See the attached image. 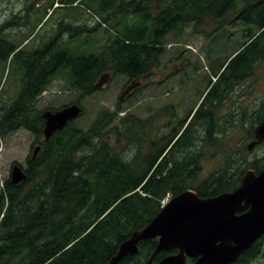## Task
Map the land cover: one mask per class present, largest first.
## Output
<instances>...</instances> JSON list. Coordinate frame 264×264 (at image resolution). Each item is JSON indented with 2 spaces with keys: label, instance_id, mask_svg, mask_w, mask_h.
Here are the masks:
<instances>
[{
  "label": "trees",
  "instance_id": "trees-1",
  "mask_svg": "<svg viewBox=\"0 0 264 264\" xmlns=\"http://www.w3.org/2000/svg\"><path fill=\"white\" fill-rule=\"evenodd\" d=\"M35 1L26 4L27 15ZM58 1L61 6L49 0L37 8L39 18L29 21L30 31L19 43L4 31L22 26L27 16L14 15L0 24V59L18 60L22 71L16 96L0 103V140L25 129L40 145L34 158L32 153L26 158V179L16 185L7 179L0 190V264H106L132 232L160 211L167 195L188 188L200 197L218 195L235 189L247 168L256 173L264 168V155L247 160L234 153L200 179L202 147L216 146L219 134L228 129L220 127L224 117L218 115L219 107L264 62V0ZM77 9L90 16L89 24L65 18L46 40L26 49L56 10ZM209 22L239 23L245 42L212 68L215 80L183 119L154 132V114L119 117L123 107L118 99L114 109H101L86 128L75 119L43 139L42 112L67 105L39 106L41 94L55 79L75 91L74 102L80 104L100 90L95 83L103 73L136 80L159 66L169 34ZM97 32H102V42ZM84 34H92L91 48L88 37L76 46ZM168 108L176 118L177 110ZM240 118L251 120L245 129L252 138L253 128L264 119V96ZM156 244L155 238L141 242L137 254L118 264H146ZM263 245L264 237L232 264H250ZM166 254L159 253L154 261Z\"/></svg>",
  "mask_w": 264,
  "mask_h": 264
},
{
  "label": "rangeland",
  "instance_id": "rangeland-1",
  "mask_svg": "<svg viewBox=\"0 0 264 264\" xmlns=\"http://www.w3.org/2000/svg\"><path fill=\"white\" fill-rule=\"evenodd\" d=\"M30 1L0 0V24L11 20L14 15L21 17L26 15L28 19V22L22 26L11 25L4 31V34L14 43H19L30 31L29 21H33L36 16L39 18L40 12L37 8L43 7L49 0L35 1L27 15L25 6ZM54 2V6H61L58 0ZM76 11L56 10L49 19L44 21L38 33L29 40L25 46L26 49L36 47L41 40H46L45 37L55 30V25L65 18H68L69 22L84 21L89 24L90 16L79 9ZM233 16L231 14L227 19ZM201 28L202 31L199 30ZM243 28L239 23L216 26L209 22L195 28L190 24L180 34H169L166 38L165 52L157 67V83L153 80L151 71L144 78L136 79L141 84L120 99V95L131 82H127L123 76L110 74L108 81L99 87L100 90L82 99L80 106L83 112L76 119V124L86 128L101 109H114L117 100L120 99L123 111L119 113V117L131 113L142 119L154 114V132L170 121V126L164 128L167 130L176 122V118L173 119L169 114L168 105L177 110V118L184 117L195 104L199 105L200 93L208 89L206 87L210 85L208 84L210 80H215L212 68L217 69L218 64L227 54H231L245 42ZM95 34L102 42L104 39H102V32ZM91 36L92 34L80 35L76 46L85 37L90 40ZM91 45L90 40V48ZM87 49L91 50L84 48V50ZM97 51H101L100 48ZM18 63V60L10 62L0 59V103L11 102L18 92L22 74ZM229 96L230 98L218 109V115L224 117L220 127L227 125L228 129L223 135L219 134L220 140L217 147L209 144L202 147L200 179L218 168L228 156L234 153H237L241 159L247 160L264 155V144L248 149L252 138L247 135L245 128L249 127L251 120L240 118L243 112L251 113L264 96V62L257 65L254 76L239 85ZM76 98L75 91L67 89L61 79H55L41 94L39 106L44 108L50 105L59 108L62 104L75 103ZM37 145L39 143L35 142L34 136L25 129H18L0 140V190L4 182L10 178L12 166L18 163L23 168L26 167V158L33 153V148ZM262 262L260 259L257 264Z\"/></svg>",
  "mask_w": 264,
  "mask_h": 264
},
{
  "label": "water",
  "instance_id": "water-1",
  "mask_svg": "<svg viewBox=\"0 0 264 264\" xmlns=\"http://www.w3.org/2000/svg\"><path fill=\"white\" fill-rule=\"evenodd\" d=\"M109 78L110 73H103L95 87H101ZM140 84L138 80H132L120 99ZM82 112L83 108L78 103L54 111H43V139L48 140ZM253 137L248 145L249 150L264 141V119L254 127ZM39 149L40 145L33 148L32 158ZM26 177L24 169L15 163L11 169L10 183L16 185ZM242 209L247 210L236 214ZM262 236L264 168L258 173L247 169L240 185L232 191L200 197L195 190L188 188L172 196L148 224L132 232L119 245L116 254L106 264H118L122 259L137 254L139 244L153 238L157 239V244L146 264H188V259L193 260L191 264H232ZM161 252L168 254L154 261Z\"/></svg>",
  "mask_w": 264,
  "mask_h": 264
},
{
  "label": "flooded vegetation",
  "instance_id": "flooded-vegetation-1",
  "mask_svg": "<svg viewBox=\"0 0 264 264\" xmlns=\"http://www.w3.org/2000/svg\"><path fill=\"white\" fill-rule=\"evenodd\" d=\"M156 74H157V67H155L153 70H152V77H153V80L157 83L158 82V80H157V78H156ZM175 118V117H174ZM173 118V119H174ZM180 118H177V115H176V121H178ZM181 119H183V117H181ZM190 119V117L188 118V120ZM188 120L186 121V123H185V125L187 124V122H188ZM253 135H252V139H251V141L253 140ZM264 142V141H263ZM263 142H261V143H257V144H255L254 146L256 147V146H258V145H260V144H263ZM240 185V184H239ZM238 185V186H239ZM237 186V187H238ZM234 190V189H233ZM227 192V191H226ZM223 193V192H222ZM213 196H215V195H213ZM208 197V196H207ZM247 209H242V210H238V211H236V214H241V213H243V212H245ZM262 237H264V236H262ZM261 237V238H262ZM260 239V238H259ZM258 239V240H259ZM256 242V241H255ZM264 246V245H263ZM262 246V250L260 251V254L250 263V264H257L259 261H260V259H262V261H264V247ZM248 250V249H247ZM247 250H245V251H247ZM244 251V252H245ZM243 252V253H244ZM242 254V253H241ZM240 254V255H241ZM240 257V256H239ZM238 257V258H239ZM237 261V260H236ZM235 262V261H234Z\"/></svg>",
  "mask_w": 264,
  "mask_h": 264
},
{
  "label": "built area",
  "instance_id": "built-area-1",
  "mask_svg": "<svg viewBox=\"0 0 264 264\" xmlns=\"http://www.w3.org/2000/svg\"><path fill=\"white\" fill-rule=\"evenodd\" d=\"M168 201V198L166 197L165 199L162 200V205L161 206H164Z\"/></svg>",
  "mask_w": 264,
  "mask_h": 264
}]
</instances>
